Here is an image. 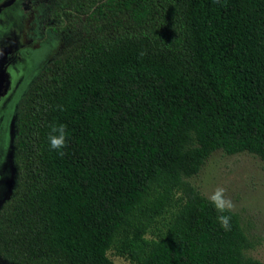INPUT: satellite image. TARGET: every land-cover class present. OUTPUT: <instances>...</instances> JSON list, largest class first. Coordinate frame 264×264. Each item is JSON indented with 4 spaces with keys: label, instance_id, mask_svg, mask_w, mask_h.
Listing matches in <instances>:
<instances>
[{
    "label": "trees",
    "instance_id": "1",
    "mask_svg": "<svg viewBox=\"0 0 264 264\" xmlns=\"http://www.w3.org/2000/svg\"><path fill=\"white\" fill-rule=\"evenodd\" d=\"M72 40L16 103L10 264H264L184 178L215 150L264 164V0H55ZM69 133L50 149V124ZM179 192L178 195H175ZM153 228V236L145 238Z\"/></svg>",
    "mask_w": 264,
    "mask_h": 264
},
{
    "label": "rangeland",
    "instance_id": "2",
    "mask_svg": "<svg viewBox=\"0 0 264 264\" xmlns=\"http://www.w3.org/2000/svg\"><path fill=\"white\" fill-rule=\"evenodd\" d=\"M63 41L68 40L66 38ZM55 43L59 45L57 40ZM41 56L33 64L40 62ZM11 69V87L14 83L17 86L11 91L10 99L0 102V125L3 121L0 128V201L13 186L14 166L11 139L14 134L15 104L37 67L30 69L27 62L21 61ZM184 180L206 197L218 186L227 189V196L235 205L233 212L236 213L239 225L250 242V247L243 252L244 255L264 262L263 162L257 156L247 152L225 154L221 150H215L205 159L195 174L185 177ZM178 194L179 192H176L175 195ZM153 232L154 229L149 228L144 237H152ZM106 256L116 264L129 262L125 254L119 255L112 248L106 251Z\"/></svg>",
    "mask_w": 264,
    "mask_h": 264
},
{
    "label": "flooded vegetation",
    "instance_id": "3",
    "mask_svg": "<svg viewBox=\"0 0 264 264\" xmlns=\"http://www.w3.org/2000/svg\"><path fill=\"white\" fill-rule=\"evenodd\" d=\"M54 2L55 0H0V62H3L5 71L4 93L0 102L10 99L11 91L17 86L14 83L11 87V68H15L17 62H27L30 69L37 67L33 78L59 49L71 42L70 31L60 27V18L53 8ZM66 38L68 41H63ZM56 40L59 45H56ZM39 56L42 58L40 62L33 64ZM14 119L15 110L13 127ZM0 264L10 263L0 258Z\"/></svg>",
    "mask_w": 264,
    "mask_h": 264
},
{
    "label": "clouds",
    "instance_id": "4",
    "mask_svg": "<svg viewBox=\"0 0 264 264\" xmlns=\"http://www.w3.org/2000/svg\"><path fill=\"white\" fill-rule=\"evenodd\" d=\"M69 133L67 126L60 124H50L49 133L47 136L50 149L56 150L60 155H63L62 149L65 148ZM208 202L217 212L216 221L220 227L229 231L231 228V213L235 205L230 197L227 196V189L222 186L214 188L210 194L207 195Z\"/></svg>",
    "mask_w": 264,
    "mask_h": 264
},
{
    "label": "water",
    "instance_id": "5",
    "mask_svg": "<svg viewBox=\"0 0 264 264\" xmlns=\"http://www.w3.org/2000/svg\"><path fill=\"white\" fill-rule=\"evenodd\" d=\"M4 81H5V71H4L3 62L1 61L0 62V96L4 92ZM13 170H14V167H13ZM11 188H9L7 194H5V196L3 197V199L0 201V204L8 197V195L10 194Z\"/></svg>",
    "mask_w": 264,
    "mask_h": 264
}]
</instances>
